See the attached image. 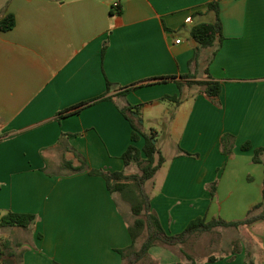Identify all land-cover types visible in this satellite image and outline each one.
Masks as SVG:
<instances>
[{
	"label": "crops",
	"instance_id": "obj_1",
	"mask_svg": "<svg viewBox=\"0 0 264 264\" xmlns=\"http://www.w3.org/2000/svg\"><path fill=\"white\" fill-rule=\"evenodd\" d=\"M215 1L222 40L200 49L191 30L215 21L208 10ZM116 3L123 11L111 15ZM8 15L15 26L0 30V221L9 213L37 219L0 227L5 264L9 256L14 264H123L117 250L132 239L119 196L102 177L65 164L80 166L78 153L91 169L123 170L129 146H144L143 138L132 141L129 106L139 118L174 108L179 144L163 155V177L144 186L158 188L151 211L168 235L199 217L244 220L262 201L264 164L242 145L264 147V0H0V21ZM209 76L222 86L219 106L188 84ZM108 82L105 99L60 115L105 96ZM179 95L180 105L166 106V96ZM224 134L235 136L230 156L221 152ZM224 228L236 235L227 230L222 255L196 261L181 246L150 254L165 264H264V220Z\"/></svg>",
	"mask_w": 264,
	"mask_h": 264
},
{
	"label": "trees",
	"instance_id": "obj_2",
	"mask_svg": "<svg viewBox=\"0 0 264 264\" xmlns=\"http://www.w3.org/2000/svg\"><path fill=\"white\" fill-rule=\"evenodd\" d=\"M209 11H213L216 14V19L213 22H202L195 25L191 30V37L199 44L200 49L215 47L216 43L222 40V25L220 19V7L218 2H211L208 6ZM121 7H112L111 15H120L122 13ZM15 26V18L12 15H8L0 21V30L8 31ZM188 78V77H187ZM169 78H163L158 81H166ZM189 85H200L203 87L202 94L211 100L215 105H220V95L222 91L221 84L213 80L209 76L207 81H188ZM113 84L108 82L107 92L105 96L98 98L91 102L82 103L79 106H75L65 112L61 113V116L78 113L82 109L106 98V95L112 91ZM138 88L137 85L128 88L124 94L128 93L130 89ZM182 89V86L179 85ZM164 99H168L177 105L181 104V96H166ZM123 114L131 122L133 126L132 141L133 143L139 142L144 139V146L140 149L136 145L129 146L127 151L123 154L122 160L124 162V169L121 171L111 172L103 169H91L84 158L76 153L81 158V165L74 167L72 163L66 162L65 166L73 173H81L88 171L90 175L102 177L107 184L108 190L112 194L120 193L131 204V211L134 215V221L128 223L129 232L132 239V244L125 248L117 250L122 256L123 264H142L147 262V256L150 254V249L159 244L163 246H181L187 242L189 238L194 235L212 231L217 227H238L244 224H251L256 221L264 220V187H263V200L258 203L253 210L249 212L244 220L239 221H226L222 218L213 219L207 221L206 217H199L192 220L185 230L179 234L168 235L163 229L160 219L155 212L151 211V199L144 189L145 183L153 179L159 169L165 163V157L163 156L160 148L157 145L156 137L144 133L141 130L142 124H140V114L134 107L129 106L126 110H123ZM138 114L139 117H136ZM136 118L139 120V125L135 122ZM235 145V136L232 134H224L220 141L221 152L225 155H232ZM243 151L253 150L255 163H263L264 147L254 148L250 142L242 145ZM181 154L198 158V153H191L185 150H181ZM135 166L141 170V174L128 175L126 173L127 168ZM217 182H213L209 185L212 196H215ZM37 217L33 214H17L9 213L1 218L0 227H31L36 222ZM145 234L143 243L140 248H137V244L140 238ZM11 259L12 256H9ZM0 259L3 264L8 258L3 259L0 253ZM9 259V260H10ZM209 261H216L214 257H210ZM58 264V263H55ZM151 264V263H149ZM184 264V263H177ZM191 264H196L192 262Z\"/></svg>",
	"mask_w": 264,
	"mask_h": 264
},
{
	"label": "rangeland",
	"instance_id": "obj_3",
	"mask_svg": "<svg viewBox=\"0 0 264 264\" xmlns=\"http://www.w3.org/2000/svg\"><path fill=\"white\" fill-rule=\"evenodd\" d=\"M207 21H209L208 18H207ZM193 90H196V88H194ZM189 93H191V91L187 89L184 93V96L188 97ZM171 104L174 105V103L171 102L170 104L166 103V106L171 107L172 106ZM173 110H174L173 107H171L169 111H165V110L161 111L160 109L155 107L148 111L143 112V115H141V118H140V122H142L141 130L144 133H147L149 135H153L156 137L157 145L159 148L162 149V154L164 156L170 155L173 149L175 150V147H177L179 144V138L173 132V127H172L171 111ZM135 122L137 123V125H139L138 118H136ZM153 132L156 133V135L153 134ZM126 173L128 175L141 174V170L135 166H131L127 168ZM163 174H164L163 171L157 172L156 175L154 176L155 177L154 180L158 182V180L161 177H163ZM157 190H158L157 187L155 188L152 187L151 189H148V191L146 189L150 199H152V197L154 196ZM117 196H119L120 198V205L123 211L122 212L123 215L129 220V223L133 222L134 215H132V212H131V204L125 198L120 197V193H117ZM216 219H219V218H216ZM239 220L240 219H236L232 221H239ZM227 230L230 231L229 236L232 235V237H234L236 235L234 231H232L233 229L231 228L227 229L224 227H217L213 229L212 231L197 234L196 237L194 239H191L187 244L181 245V252L184 253V255L186 254L185 256L193 255V259L196 261L201 260L211 255H214V256L222 255L225 251H227V248L225 247V242H226L225 239H226ZM10 237L11 239H14V236L12 234ZM144 237H145V234L142 236V238L139 239L137 248H140V246L142 245ZM2 242L3 241H0V246L2 250H4V253L7 254L8 251H6L2 247ZM217 243L220 244L221 246L223 244L224 247L219 248L218 246H215V244ZM157 246L164 247L161 244ZM175 253H177V250H175ZM179 254L183 256V254L181 253ZM147 257L151 259H148L147 262L144 261V263L142 264H149V263L165 264L162 262L160 257H157V256L153 257L151 254H149ZM188 260L189 259H185L184 262L189 263Z\"/></svg>",
	"mask_w": 264,
	"mask_h": 264
},
{
	"label": "built area",
	"instance_id": "obj_4",
	"mask_svg": "<svg viewBox=\"0 0 264 264\" xmlns=\"http://www.w3.org/2000/svg\"><path fill=\"white\" fill-rule=\"evenodd\" d=\"M113 7H115V8H117V7H120V4L119 3H116V4H114V6ZM187 22H190L191 21V18L189 17V18H187V20H186ZM179 42V41H178Z\"/></svg>",
	"mask_w": 264,
	"mask_h": 264
},
{
	"label": "water",
	"instance_id": "obj_5",
	"mask_svg": "<svg viewBox=\"0 0 264 264\" xmlns=\"http://www.w3.org/2000/svg\"><path fill=\"white\" fill-rule=\"evenodd\" d=\"M6 264H14L12 260H9Z\"/></svg>",
	"mask_w": 264,
	"mask_h": 264
}]
</instances>
